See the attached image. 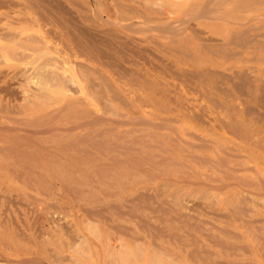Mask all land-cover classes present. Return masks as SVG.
<instances>
[{
    "label": "rangeland",
    "instance_id": "1",
    "mask_svg": "<svg viewBox=\"0 0 264 264\" xmlns=\"http://www.w3.org/2000/svg\"><path fill=\"white\" fill-rule=\"evenodd\" d=\"M27 1L0 0V264H264V0ZM34 10L45 83L8 66Z\"/></svg>",
    "mask_w": 264,
    "mask_h": 264
},
{
    "label": "bare ground",
    "instance_id": "2",
    "mask_svg": "<svg viewBox=\"0 0 264 264\" xmlns=\"http://www.w3.org/2000/svg\"><path fill=\"white\" fill-rule=\"evenodd\" d=\"M3 1V0H2ZM7 1V0H6ZM27 1V0H26ZM29 1V2H28ZM27 2L28 3H30V0H28ZM32 1V0H31ZM37 0H35V3H37L36 2ZM46 1V0H45ZM48 1V0H47ZM138 1H141V2H143V6L146 8V9H148V5L150 4V3H156L157 5H158V7H159V5H160V7L162 6L163 8L164 7H166V9H168L169 10V12L170 13H172V14H176V12H179L182 8H184V10L185 11H189V10H191L192 8H194V7H201V6H205V5H207V4H209L208 3V1L207 0H138ZM233 2H235L236 1V3L237 4H241V1H243V0H232ZM251 1H255V0H251ZM14 2V1H13ZM12 2V3H13ZM55 2H58V3H56L58 6H59V1H56L55 0ZM54 2V3H55ZM210 2V1H209ZM248 2V1H247ZM1 3V2H0ZM8 3H9V1H8ZM11 3V2H10ZM27 3V4H28ZM119 3V2H118ZM118 3H116V4H118ZM218 3V2H217ZM2 4V3H1ZM21 4V3H20ZM32 3H30V5H31ZM39 4V3H38ZM41 4V3H40ZM48 4V3H47ZM213 4H216V3H213ZM221 4V3H220ZM223 4V3H222ZM3 5H5V4H3ZM15 5V4H14ZM18 5V4H17ZM25 5H26V3H25ZM24 5V6H25ZM37 5V4H36ZM54 5V4H53ZM52 5V6H53ZM251 5H252V3H251ZM32 6V5H31ZM39 6V5H38ZM38 6H37V9L39 10V8H41L42 6H40L39 8H38ZM51 6V7H52ZM62 6V5H61ZM3 7V6H2ZM6 7V6H5ZM33 7V6H32ZM31 7V8H32ZM36 7V6H35ZM46 7V6H45ZM45 7H43L44 9H45ZM55 7V6H54ZM65 7V6H64ZM141 7V6H140ZM153 7H156L157 8V6L156 5H153ZM203 7H201V8H203ZM206 7V6H205ZM213 6H211V8H212ZM30 8V7H29ZM57 8H59V7H57ZM67 8V7H66ZM200 8V9H201ZM210 8V6L209 7H207V9H209ZM253 8V7H252ZM28 9V8H27ZM33 9V8H32ZM52 9H54V8H52ZM130 9H132V8H130ZM166 9L164 8L163 10H165L166 11ZM206 9V8H205ZM250 9V8H249ZM67 10V9H66ZM211 10V9H210ZM209 10V11H210ZM213 10V9H212ZM211 10V11H212ZM40 11V10H39ZM41 11H44L42 8H41ZM40 11V12H41ZM59 12H60V10H58ZM204 11V10H203ZM214 11V10H213ZM216 11V10H215ZM34 12H37V13H34V14H37L36 16L37 17H34V18H32L31 16L28 18V19H24L22 22H21V24L19 25V27H18V32L19 33H22L23 34V36H22V38L19 40L18 38V43L16 42V41H14V44H15V42L17 43V45H20V46H22L23 48H24V50H22V52H19V51H17V53L14 55V50H13V52L10 50V49H6V52L8 51V56H10V58L13 60V61H11V62H9L8 63V66H9V68L14 72L13 74H21V75H25V74H28V72L29 71H31V70H33L32 71V73H36V76H33V75H35V74H33L32 76L33 77H31V78H34V77H38L39 79H41V80H39L40 81V83H45V80H46V78L47 77H49V70H48V68H47V61H46V57H43V52H44V49L46 48V46H47V42H48V40L46 39L47 37V35L48 34H46V32L44 31L45 30V28L43 27V26H45L47 23L46 22H43V24H45V25H43L42 26V24L40 25V21H42L41 20V16L42 15H40V12H38V11H36V10H34ZM61 12H62V10H61ZM67 12V11H66ZM205 12V11H204ZM39 13V14H38ZM51 13V12H50ZM50 13L49 14H47L48 15V17H49V15H50ZM53 13V12H52ZM65 13V12H64ZM161 13V12H160ZM168 13V12H167ZM169 13V14H170ZM199 13V12H198ZM202 13V12H201ZM206 13V12H205ZM209 13V12H208ZM42 14V13H41ZM62 14V13H61ZM60 14V15H61ZM66 14V13H65ZM163 14V13H162ZM187 14V13H186ZM203 14V13H202ZM201 14V15H202ZM40 15V16H39ZM55 14H53V16H54ZM145 15H147V17H148V19H149V17H151L150 15H149V13H146ZM189 15H191V14H189ZM22 16V15H21ZM26 16V15H25ZM63 16V15H62ZM200 16V15H199ZM44 17H47L46 15L44 16ZM73 17V16H72ZM74 17H76V16H74ZM166 17V16H165ZM223 17H224V15H223ZM244 17V16H243ZM23 18V17H22ZM43 18V17H42ZM51 17H49V19H50ZM53 19L52 20H54V18L56 19V17L54 16V17H52ZM63 18V17H62ZM61 18V19H62ZM90 18V17H89ZM100 18V20H101V17H99ZM188 18V17H187ZM191 18V17H190ZM190 18H188V19H190ZM197 18V17H196ZM222 18V16H220L219 17V19H221ZM1 19V18H0ZM45 19H47V18H45ZM44 19V20H45ZM179 19V18H178ZM192 19H194V18H192ZM225 19L226 20H229L230 22L231 21H233L234 23L236 22L237 23V21H240V20H242V14L241 13H227V15L225 16ZM21 20V19H20ZM51 20V19H50ZM49 20V21H50ZM57 20V19H56ZM56 20H54V22L56 23V25L58 24V21H56ZM75 20V19H74ZM223 20V19H222ZM67 21V20H66ZM183 21V20H182ZM185 21V20H184ZM189 21V20H188ZM51 22V21H50ZM106 22V20L104 21V20H102V23L104 24ZM109 22V21H108ZM111 22V21H110ZM109 22V23H110ZM59 23L61 24V22H60V20H59ZM66 23H68V22H66ZM78 23V22H77ZM170 23V22H169ZM59 24V26H61ZM63 24V23H62ZM167 24V23H166ZM192 24V23H191ZM51 25V24H50ZM68 25V24H67ZM110 25V24H109ZM126 25V24H125ZM128 25V24H127ZM178 25V24H177ZM179 25H180V23H179ZM40 26H42L43 28H44V30H42V33H33V31L32 30H34L36 27H39V29L40 28H42V27H40ZM58 26V27H59ZM78 26V25H77ZM160 25H158V27H159ZM193 26V25H192ZM51 27H53V26H51ZM68 27V26H67ZM123 28H125V26H122ZM130 27H132V26H130ZM148 26H146V28H147ZM155 27V26H154ZM158 27H157V30H158V33H162L161 32V30H159L158 29ZM171 27V26H170ZM183 27V26H182ZM127 28H128V26H127ZM142 28V27H141ZM140 28V29H141ZM160 28V27H159ZM164 28V27H163ZM169 28V27H168ZM49 29H51L50 28V26H49ZM61 29H63V28H61ZM74 29H76V28H74ZM80 29V28H79ZM78 28H77V30H79ZM130 29V28H129ZM137 29V28H136ZM140 29H139V32H140ZM156 29V28H155ZM52 30V29H51ZM58 30V29H57ZM69 30V29H68ZM135 30V29H134ZM150 30V29H149ZM157 30H156V32H157ZM193 30V29H192ZM50 31V30H49ZM60 31V30H59ZM59 31H57L56 33H59ZM94 31V30H93ZM145 31V30H144ZM160 31V32H159ZM163 31V30H162ZM165 31V30H164ZM163 31V32H164ZM174 31L175 30H173V33H174ZM247 31V30H246ZM245 31V32H246ZM63 32V34H64V31H62ZM62 32H60L61 33V36H62ZM86 32H87V28H86ZM88 32H90V31H88ZM91 32H92V30H91ZM94 32H96V31H94ZM113 32V31H112ZM166 32H167V30H166ZM168 32H170V31H168ZM194 32H196V31H194ZM200 32V31H199ZM59 33V34H60ZM71 33V32H70ZM69 33V34H70ZM73 33V32H72ZM100 33V32H99ZM114 33V32H113ZM113 33H111V34H113ZM135 33V32H134ZM165 33V32H164ZM241 33H243L241 30L240 31H235V30H233V29H229L228 30V33H224V34H222L223 36L222 37H224L225 39H227L228 41L229 40H232V41H234V38L235 37H237V36H240L241 35ZM11 34V33H10ZM10 34H8V35H10ZM67 33H65L63 36H65ZM76 34V33H75ZM87 34H89V33H87ZM92 34H94V33H91V35ZM98 34V33H97ZM118 34V33H117ZM163 34V33H162ZM170 34V33H169ZM180 34V33H179ZM5 35V34H4ZM13 35H15V34H13ZM58 35V34H57ZM85 35V34H84ZM110 35V34H109ZM158 35V34H157ZM258 35V34H257ZM76 36V35H75ZM75 36H73L74 37V39H68L67 40V42L68 41H71V44H75V45H80L81 46V44L78 42V40H77V38L75 37ZM89 36V35H88ZM93 36V35H92ZM97 36V35H96ZM103 36V35H102ZM101 35H100V38L102 37ZM91 37V36H90ZM106 37V36H105ZM120 37V36H119ZM163 37V36H162ZM11 38H12V35H11ZM20 38V37H19ZM49 38V37H48ZM65 39H66V36L64 37ZM67 38H68V36H67ZM83 38H84V36H83ZM89 38V37H88ZM124 38V37H123ZM130 38V37H129ZM239 38V37H238ZM8 39H10V38H7V40ZM61 39H63L62 37H61ZM65 39H63V40H65ZM81 39V38H80ZM85 39H87V38H85ZM92 39V38H91ZM94 39V38H93ZM96 39V38H95ZM103 39H104V37H103ZM106 39V38H105ZM98 40H99V38H98ZM110 40V39H109ZM213 40V39H212ZM19 41H20V44H19ZM73 41V42H72ZM128 41V40H127ZM62 42V41H61ZM90 42V41H89ZM101 42V41H100ZM105 42V41H104ZM123 42V41H122ZM231 42V41H230ZM69 43V42H68ZM112 43V42H111ZM124 43V42H123ZM237 43V42H236ZM105 44H107V43H105ZM113 44V43H112ZM202 44V43H201ZM50 45V44H49ZM61 45H62V43H61ZM77 45V46H78ZM104 46V45H103ZM97 47V46H96ZM107 47V46H106ZM57 48H58V46H57ZM71 48V47H70ZM76 48V47H75ZM86 48V47H85ZM84 48V49H85ZM98 48V47H97ZM109 48V47H108ZM60 49V48H59ZM92 51H95V50H93L94 48H90ZM89 49V50H90ZM133 49H134V47H133ZM145 50H146V48H144ZM206 49V48H205ZM52 50V49H51ZM69 50V49H68ZM82 51L81 52H83V49H81ZM90 50V51H91ZM99 50V49H98ZM119 50V49H118ZM127 50V49H126ZM129 50H130V48H129ZM148 50V49H147ZM3 51V50H2ZM59 51H61L62 52V50H59ZM74 51V50H73ZM79 51V50H78ZM87 51V50H86ZM120 51V50H119ZM118 51V52H119ZM139 51H140V49H139ZM71 52H72V50H71ZM98 52V51H97ZM132 52V51H131ZM138 52V51H137ZM148 52H150V51H148ZM211 52V51H210ZM77 53V52H76ZM75 53V54H76ZM86 53V52H85ZM105 53H107V52H105ZM104 53V54H105ZM122 53H123V51H122ZM152 53V52H151ZM18 54V55H17ZM71 54V53H70ZM83 54V53H82ZM87 54V53H86ZM86 54H84L85 56H86ZM90 54V53H89ZM94 54V53H93ZM103 54V55H104ZM110 54H111V52H110ZM230 54V53H229ZM98 55V54H97ZM153 55V54H152ZM18 56V57H17ZM91 56V55H90ZM95 56V55H94ZM107 56V55H106ZM105 56V57H106ZM123 56V55H122ZM156 56V55H155ZM53 57V56H52ZM51 57V58H52ZM78 57V56H77ZM101 57V56H100ZM99 57V58H100ZM145 57V56H144ZM47 58H50V57H47ZM54 58V57H53ZM86 58V57H85ZM84 58V59H85ZM92 58H93V56H92ZM98 58V59H99ZM108 58V57H107ZM139 58V57H138ZM154 58V57H153ZM253 58V57H252ZM73 59V58H72ZM87 59V58H86ZM85 59V60H86ZM141 59H143V58H141ZM158 59H159V57H158ZM50 60V59H49ZM55 60H56V62H57V60L58 59H56L55 58ZM89 60H91V59H89ZM114 60V59H113ZM123 60V59H122ZM144 60V59H143ZM64 61V60H63ZM101 61V60H100ZM130 61V60H129ZM162 61V60H161ZM1 62V61H0ZM59 62H60V60H59ZM75 62V61H74ZM110 62V61H109ZM29 63H31V64H29ZM58 63V62H57ZM61 63V62H60ZM59 63V64H60ZM145 63V62H144ZM29 64V65H28ZM75 64H78V63H75ZM80 64V63H79ZM76 65V66H81V64L80 65ZM104 64V63H103ZM110 64V63H109ZM112 64V63H111ZM119 64H121V63H119ZM58 65V64H57ZM56 64H55V66H57ZM61 65V64H60ZM164 65H166V63L164 64ZM65 66V65H64ZM84 66V67H83ZM96 66V65H95ZM156 66V65H155ZM168 66V65H167ZM81 67H83L84 69H85V65H84V63H83V65L81 66ZM81 67H78L79 68V70H82L83 68H81ZM108 67H109V65H108ZM124 67V66H123ZM142 67V66H141ZM56 68H58V67H56ZM81 68V69H80ZM86 68H89V67H86ZM91 68V67H90ZM98 68V67H97ZM121 68V67H120ZM152 68V67H151ZM166 68H168V67H166ZM52 69V68H51ZM50 69V70H51ZM64 69H65V67H64ZM83 69V70H84ZM132 69V68H131ZM246 69H255V67L253 66V65H250L249 67H246ZM6 70V69H5ZM5 70H2V71H4L5 72ZM53 70H55V68L54 69H52V71ZM77 70V69H76ZM86 70V69H85ZM91 70H93L92 68H91ZM129 70V69H128ZM153 70V69H152ZM171 70V69H170ZM169 70V71H170ZM88 71H90V69L89 70H87V72ZM95 71V70H94ZM175 71V70H174ZM207 71H209L208 69H207ZM244 71V70H243ZM242 71V72H243ZM256 71H257V69H256ZM3 72V73H4ZM9 72V71H8ZM56 72V71H55ZM84 72V71H83ZM110 72V71H109ZM113 72V71H112ZM111 72V73H112ZM123 72H125V71H123ZM155 72V71H154ZM182 72V71H181ZM32 73H30V74H32ZM126 73V72H125ZM234 73V72H233ZM12 74V75H13ZM60 74V73H59ZM59 74H58V76H59ZM79 74V73H78ZM89 74V73H88ZM97 74V73H96ZM113 74V73H112ZM4 75V74H3ZM21 75H20V77H21ZM116 75V74H115ZM139 75V74H138ZM178 75H180V73H178ZM235 75V73L233 74V76ZM240 75H242L243 76V73L242 74H240ZM16 76V75H15ZM27 76V75H26ZM26 76H25V78H26ZM96 76V75H95ZM117 76V75H116ZM195 77H196V75H194ZM228 76V75H227ZM236 76H239V75H235L234 77H236ZM241 76V77H242ZM1 77V76H0ZM30 77V75H28L27 76V78H29ZM41 77V78H40ZM55 77V76H54ZM87 77H88V75H87ZM175 77V76H174ZM187 77V76H186ZM194 77V78H195ZM240 77V78H241ZM246 77V76H245ZM23 78V77H22ZM24 78V81L27 79H25ZM35 78V79H36ZM59 78V77H58ZM67 78H68V76H67ZM79 78V77H78ZM117 77H115V80L117 81V79H119V77L116 79ZM193 78V79H194ZM223 78V77H222ZM239 78V77H238ZM53 79H56V78H53ZM186 79V78H185ZM23 80V79H22ZM28 81L30 80V78L29 79H27ZM50 80V79H49ZM102 80H103V78H102ZM109 80V79H108ZM189 80V79H188ZM33 81V80H32ZM57 81V80H56ZM82 81V80H81ZM256 80H254V82H255ZM261 81V82H260ZM263 80L261 79V80H259L258 82H260L259 83V85L258 86H260V85H263L264 83L262 82ZM34 82H35V80H34ZM55 82V81H54ZM88 82H91V81H89L88 80ZM218 82V81H217ZM65 83V82H64ZM117 83H119V82H117ZM243 83H245L244 81H243ZM262 83V84H261ZM35 84H37V81H36V83ZM95 84V83H94ZM93 83H92V85H94ZM107 84V83H106ZM235 84V83H234ZM233 84V85H234ZM241 84V83H240ZM38 85V84H37ZM64 85H66V84H64ZM108 85V84H107ZM106 85V86H107ZM89 86V85H88ZM87 86V87H88ZM102 86V85H101ZM100 86V87H101ZM110 86V85H109ZM111 86H113V85H111ZM174 86H177V85H174ZM184 86V85H183ZM236 86V85H235ZM235 86H233L234 88H235ZM1 87V86H0ZM5 87V86H4ZM5 88H7V87H5ZM35 88V87H34ZM76 88V87H75ZM75 88H73L72 87V89H75ZM91 89H92V86L90 87ZM238 88V87H237ZM70 89H71V87H70ZM71 89V90H72ZM223 89V88H222ZM66 90V89H65ZM76 90V89H75ZM98 90V89H97ZM192 90V89H191ZM238 90V89H237ZM67 91V90H66ZM85 91V90H84ZM242 91V90H241ZM262 91V90H261ZM6 92V91H5ZM8 92V94H9V92L10 91H7ZM12 92H16V91H12ZM24 92V91H23ZM89 92H91V91H89ZM120 93V92H119ZM195 93V92H194ZM261 93V92H260ZM264 93V92H263ZM34 94H36V93H34ZM117 94V93H116ZM241 94V93H240ZM244 94V93H243ZM12 95V94H11ZM14 95V94H13ZM31 95V94H30ZM29 95V96H30ZM99 95H101V94H98V97H99V100H100V96ZM111 95H112V93H111ZM119 95V94H118ZM222 95H224V94H222ZM37 96V95H36ZM96 96V95H95ZM95 96H93L94 98H96L97 99V97H95ZM103 96V95H102ZM115 96V94L113 95V97ZM166 96V95H165ZM4 97V96H3ZM42 97V96H41ZM20 98V97H19ZM44 98V97H43ZM78 98V97H77ZM116 98H117V96H116ZM135 98V97H134ZM260 98V97H259ZM30 99V98H29ZM115 99V98H114ZM98 100V99H97ZM192 100V99H191ZM136 101V100H135ZM171 101H172V99H171ZM263 101V100H262ZM27 102V101H26ZM29 102V101H28ZM99 102V101H98ZM105 102H107V100H105L104 101V103ZM134 102V101H133ZM100 104V103H99ZM263 104V103H262ZM261 104V105H262ZM105 105H106V103H105ZM108 105H110V104H108ZM176 105H177V103H176ZM264 105V104H263ZM101 106V105H100ZM103 108V107H102ZM102 110V109H101ZM104 110V109H103ZM248 111H251V110H249L248 109ZM262 111V110H261ZM260 111V112H261ZM102 112V111H101ZM92 113V112H91ZM196 114V113H195ZM193 115H194V113H193ZM55 116V115H54ZM99 116H101V115H99ZM99 116H97V117H99ZM199 116V115H198ZM95 118V117H94ZM102 118V117H101ZM100 118V119H101ZM198 118V117H197ZM96 119V118H95ZM104 119V118H103ZM102 119V120H103ZM138 119V118H137ZM141 119V118H140ZM140 119H139V121H140ZM169 119V118H168ZM91 120V119H90ZM99 120V119H98ZM98 120H96V121H98ZM107 120H108V118H107ZM117 121H118V119H117ZM123 121H125V120H123ZM135 121V120H134ZM199 121H201V120H199ZM83 122V121H82ZM87 122V121H86ZM85 121H84V123H86ZM90 122H92V121H90ZM104 122V121H103ZM129 122V121H128ZM132 122H133V120H132ZM137 122V121H136ZM146 122V121H145ZM150 122V121H149ZM97 123V122H96ZM121 123V122H120ZM134 123V122H133ZM142 122H140V124H141ZM156 123V122H155ZM201 123V122H200ZM204 123V122H203ZM124 124H126V123H124ZM138 124H139V122H138ZM149 124V123H148ZM4 125V124H3ZM75 125V124H74ZM80 125V124H79ZM86 125V124H85ZM91 125V124H90ZM146 125H147V123H146ZM151 125H153V123L151 124ZM161 125V124H160ZM163 125V124H162ZM162 125H161V127H162ZM48 126V125H47ZM92 126V125H91ZM5 126H3V129H5L4 128ZM11 127H13V126H11ZM71 127V126H70ZM172 127V126H171ZM16 128V127H15ZM20 128V127H19ZM18 128V129H19ZM66 128H68V127H66ZM75 128V127H74ZM156 128V127H155ZM159 128V127H158ZM162 128H164V127H162ZM0 129H2V128H0ZM8 129V128H7ZM14 129V128H13ZM41 129V128H40ZM54 129H56V128H54ZM62 129V128H61ZM72 129V128H71ZM25 130V129H24ZM28 130V129H27ZM43 130V129H42ZM46 130V129H45ZM48 130H49V128H48ZM62 130H64V129H62ZM67 130V129H66ZM2 131V130H1ZM40 130H38V132H39ZM176 131V130H175ZM7 132V131H6ZM29 132H31V130L29 131ZM42 132V131H41ZM227 132H229V131H227ZM35 133H37V131L35 132ZM99 133V132H98ZM2 134V133H1ZM175 134V133H174ZM9 135V134H8ZM194 135V134H193ZM197 135V134H196ZM195 135V136H196ZM176 137H177V135H176ZM194 137V136H193ZM198 137H200V136H198ZM196 139H197V137H195ZM174 140V139H173ZM207 142V141H206ZM214 142V141H213ZM184 143V142H183ZM201 144H203V143H201ZM207 144H208V142H207ZM192 145H193V143H192ZM195 145V144H194ZM208 146V145H207ZM231 147V146H230ZM212 150V149H211ZM216 155V154H215ZM217 156V155H216ZM195 157V156H194ZM221 160H222V157H221ZM219 162H221V161H219ZM218 162V163H219ZM222 163H223V161H222ZM224 164V163H223ZM226 164V163H225ZM227 167H229V166H227ZM232 168V167H231ZM140 169V168H139ZM241 169H243V168H241ZM254 169V168H253ZM236 170V169H235ZM255 170V169H254ZM23 171V170H22ZM255 172V171H254ZM253 174H255V173H253ZM256 175V174H255ZM17 178H18V176H16ZM258 179H260V178H258ZM261 180V179H260ZM186 181V180H185ZM204 184V183H203ZM225 184V183H224ZM224 186V185H223ZM261 186V185H260ZM28 187V186H27ZM63 187V186H62ZM65 187V186H64ZM262 188H263V186H262ZM261 188V189H262ZM65 189V188H64ZM160 189V188H159ZM263 190H264V188H263ZM262 190V191H263ZM261 193V192H260ZM259 194V193H258ZM261 194H263V193H261ZM140 195V194H139ZM137 197H142V196H137ZM5 198H7V197H5ZM241 198V197H240ZM246 198V197H245ZM11 199H12V197H11ZM137 199V198H136ZM184 201V200H183ZM7 202V201H6ZM10 202H11V200H10ZM190 203V202H189ZM115 206V205H114ZM158 206V205H157ZM233 206H235V205H233ZM117 207V206H116ZM148 208V207H147ZM86 209H88V208H86ZM117 209V208H116ZM118 210V209H117ZM230 210V209H229ZM4 211H5V209H4ZM84 211V210H83ZM88 211V210H87ZM126 212H127V210H125ZM94 212H97V210L96 211H94ZM120 213V212H119ZM232 213V212H231ZM89 214V213H88ZM133 214V213H132ZM214 214V213H213ZM222 214H224V213H222ZM245 214V213H244ZM102 215V214H101ZM216 215V214H215ZM219 215V214H218ZM227 215V214H226ZM88 216V215H87ZM103 216V215H102ZM220 216H221V214H220ZM62 217V216H61ZM228 217V216H227ZM12 219H13V217H12ZM257 220V219H256ZM1 222V221H0ZM62 223V222H61ZM144 223H145V221H144ZM144 225V224H143ZM114 226V225H113ZM139 227V226H138ZM144 227V226H143ZM66 228V227H65ZM113 229L115 228V227H112ZM128 228V227H127ZM116 230V229H115ZM66 231V230H65ZM119 231V230H118ZM223 231H225L224 229H223ZM35 232V231H34ZM39 232V231H38ZM20 233H21V231H20ZM66 233V232H65ZM24 235V234H23ZM39 236V235H38ZM25 237V236H24ZM51 237V236H50ZM115 237V236H114ZM258 237V236H257ZM112 239V238H111ZM114 239V238H113ZM54 241H55V239H54ZM115 241V240H114ZM41 242H42V239H41ZM214 242V241H213ZM217 242V241H216ZM218 244H219V242H218ZM222 247H224V246H222ZM244 250H245V248H244ZM246 251V250H245ZM54 253V252H53ZM124 254V253H123ZM136 254H137V251H136ZM129 256V255H128ZM52 257V256H51ZM73 258V257H72Z\"/></svg>",
    "mask_w": 264,
    "mask_h": 264
}]
</instances>
